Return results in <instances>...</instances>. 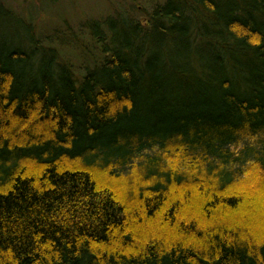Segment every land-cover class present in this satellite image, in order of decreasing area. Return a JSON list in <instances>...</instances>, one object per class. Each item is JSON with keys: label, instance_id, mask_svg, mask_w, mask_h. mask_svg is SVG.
I'll use <instances>...</instances> for the list:
<instances>
[{"label": "trees", "instance_id": "16d2710c", "mask_svg": "<svg viewBox=\"0 0 264 264\" xmlns=\"http://www.w3.org/2000/svg\"><path fill=\"white\" fill-rule=\"evenodd\" d=\"M84 24L0 0V264H264V0Z\"/></svg>", "mask_w": 264, "mask_h": 264}, {"label": "rangeland", "instance_id": "374dc122", "mask_svg": "<svg viewBox=\"0 0 264 264\" xmlns=\"http://www.w3.org/2000/svg\"><path fill=\"white\" fill-rule=\"evenodd\" d=\"M26 16H33L34 29L42 39L54 46L65 45L66 57L75 61L70 49L78 38H85L81 28L89 19H102L108 15L149 11L162 0H3ZM82 32V34H81ZM68 46V47H67ZM64 53V54H65Z\"/></svg>", "mask_w": 264, "mask_h": 264}]
</instances>
